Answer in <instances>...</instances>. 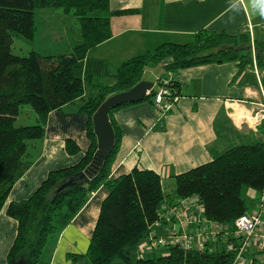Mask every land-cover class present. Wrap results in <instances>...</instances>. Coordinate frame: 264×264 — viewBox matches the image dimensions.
Here are the masks:
<instances>
[{
	"label": "trees",
	"instance_id": "obj_1",
	"mask_svg": "<svg viewBox=\"0 0 264 264\" xmlns=\"http://www.w3.org/2000/svg\"><path fill=\"white\" fill-rule=\"evenodd\" d=\"M46 9L72 16L79 36L59 54L31 51L25 57L13 55V36L31 41L34 13ZM124 13L127 12L111 11L109 0H0V209L30 165L26 161L27 145L42 141L50 112L71 106L85 114L89 141L77 164L50 171L31 197L8 204L6 215L17 222V232L6 264H42L53 239L100 187L107 190V195L100 205L87 252L84 256L71 255L72 260L84 259L88 264H233L223 246L220 251L214 248L210 252L170 247L165 248L166 255L148 260L132 259L129 250L149 236L169 198L195 197L207 220L225 226L247 213L243 189L259 192L264 186V137L232 147L212 161L174 176L170 195L164 192L160 176L152 170L133 168L109 179L122 137L114 112L139 103L152 104L155 90L151 89L141 102L125 103L108 112L114 144L90 176L87 170L97 150L92 116L105 99L130 90L142 81L146 69L164 61L167 62L163 69L168 73L228 62H238L240 69L253 65L264 70V43L251 40L249 33L244 32L231 36L200 31L187 44L161 45L112 71L107 62L88 58L87 54L111 38L110 18ZM104 78L111 83H102ZM166 87L178 95L176 83L168 82ZM24 105L33 111L35 125L15 127L14 121ZM64 150L70 156L79 152L71 139L65 140ZM248 264L263 263L254 259Z\"/></svg>",
	"mask_w": 264,
	"mask_h": 264
},
{
	"label": "crops",
	"instance_id": "obj_2",
	"mask_svg": "<svg viewBox=\"0 0 264 264\" xmlns=\"http://www.w3.org/2000/svg\"><path fill=\"white\" fill-rule=\"evenodd\" d=\"M109 4L111 11L127 13L110 18L111 38L91 49L87 56L107 62L114 70L161 45L187 44L200 31L231 36L244 32L249 33L251 40L264 43V0H109ZM44 15L59 20L67 42L62 45L60 39L62 46L58 49H64L62 52L69 49L79 36L75 27L76 37L69 40L65 21L73 18L48 11ZM36 33L35 26L31 44ZM58 49L54 54H43L34 47L31 51L55 55L62 53ZM166 62L156 67L166 74V81L178 85L179 100L172 111L160 118L149 103L114 112L122 137L109 179L138 168L154 171L163 184L165 178L173 180L174 176L208 163L232 147L264 137V121L257 132L253 124L254 111L264 103V70L253 65L240 69L238 62H228L168 73L163 69ZM86 122L85 114L65 106L48 114L42 141L28 143L26 161L31 163L0 209V264H6L17 232V222L6 215L8 204L31 197L50 171L80 161L89 145ZM67 139L76 143L78 154L70 156L65 152ZM254 194L252 202L257 200L258 192ZM106 195L104 187L91 194L71 223L48 246L42 264H87L84 259L72 260L70 256L86 254ZM169 199L167 205L177 200ZM190 213H196L195 209L191 208Z\"/></svg>",
	"mask_w": 264,
	"mask_h": 264
},
{
	"label": "built area",
	"instance_id": "obj_3",
	"mask_svg": "<svg viewBox=\"0 0 264 264\" xmlns=\"http://www.w3.org/2000/svg\"><path fill=\"white\" fill-rule=\"evenodd\" d=\"M162 64L164 62L160 63V65ZM254 68L256 67L254 66ZM167 84L168 81H160V87L152 97V107L158 118L172 111L179 100V97L166 87ZM254 119V130L257 132L264 121V103L254 111ZM193 201L196 202V206L194 205L196 213L189 218L186 217L187 230L183 227V230L181 229L179 232L174 230V232L165 236H160L153 230L148 236V248L177 247L183 251L210 252L214 250L216 243L220 242L225 252L232 256L233 264H248L254 259L264 264V186L257 194V203L254 209L238 217L231 226L209 221L205 217L201 218L202 206L198 204L196 198L185 199L184 201L182 199L178 200L175 204V206H178L169 210L170 218L176 220L173 226H181L185 223L184 220L183 222L179 221L183 215V207L181 206L191 205ZM167 207L163 210H166ZM166 216L164 215V217ZM162 217L163 213L160 220L164 221L165 218ZM160 220L155 223V227L158 223H161ZM193 226L195 228L191 229Z\"/></svg>",
	"mask_w": 264,
	"mask_h": 264
},
{
	"label": "rangeland",
	"instance_id": "obj_4",
	"mask_svg": "<svg viewBox=\"0 0 264 264\" xmlns=\"http://www.w3.org/2000/svg\"><path fill=\"white\" fill-rule=\"evenodd\" d=\"M45 11H48V13L53 12V13H62L61 10H36L34 15H35V26L37 28V33L35 35L34 41L31 42L27 39H24L21 36H13L12 38V44H11V53L15 56H19V57H25L27 56L30 52L31 49L34 47L35 49H38V51L42 52L43 54H47V53H52L54 54L55 51L57 50L59 47H61L64 43H66V38L63 35V29L61 26H59V20L55 19V18H50L49 16L44 15ZM71 18H73L72 16H69ZM67 24V27L69 28V33L68 35L69 40L71 39V37L73 36L75 39V35H76V28H78L76 21H73V19H69L65 21ZM72 37V41L74 40ZM63 41L62 45H61V40ZM33 45V47H32ZM64 49H58V52H62ZM58 54V53H57ZM160 64H158L159 66ZM161 66V65H160ZM112 71L114 69H111ZM158 80V82L156 81ZM167 77L166 74L163 73L159 68L155 67L153 69H146L143 73L142 76V81H147V82H151L154 83L153 88L156 90L160 87V81H166ZM102 83L104 84H110L111 81L107 78H104L102 81ZM254 115V113H253ZM35 115L33 113V111L31 110V108L27 105H24L22 107H20L19 109V114L16 117L15 121H14V126L15 127H20V126H32L35 125ZM162 188L163 190L166 192V194H171L172 188L174 189V180L172 179H167L165 178L163 181ZM249 193H252V195H249ZM254 191L251 189H243L242 191V198L245 200L249 211L253 210L254 207L256 206L257 201L252 202L253 197H254ZM195 197L192 198H188L189 200L194 199ZM171 199H175L174 197ZM178 200L181 199H177L176 202ZM183 201L185 199H182ZM175 203L168 205V207L166 208V210H163V217L164 215H167L164 221L160 220L161 223H158L157 228H155V224L151 227L150 232H153V230H156V233L160 236H165L167 234H170L172 232H174V230L176 231H180L181 229L183 230V227L185 230L186 229V217H191L192 213H190L191 208H194L195 205V201H193V204L191 205H187L186 207H184L183 205L181 207H183V212H182V216L181 219L179 221L183 222L184 220V224L177 225V226H173L174 224V219H172V217L170 218V213L169 210L173 209L175 207H177L178 205L175 206ZM195 205V206H194ZM162 217V218H163ZM201 218H204L203 216V211L201 214ZM167 220V221H166ZM171 223V225H170ZM164 227L163 229L160 228ZM195 228V226H193V229ZM189 230V229H188ZM177 232V233H178ZM149 241V237H147L144 241H142L140 243V245H138V247H136L133 250H129L130 251V256L132 259L136 260L139 258L148 260V259H153L155 257H161L167 254L166 249L165 248H157V249H150L147 246V242ZM216 246V247H215ZM214 246L215 250L216 248L220 251L221 250V246L220 242H217L216 245ZM88 264V263H87Z\"/></svg>",
	"mask_w": 264,
	"mask_h": 264
},
{
	"label": "water",
	"instance_id": "obj_5",
	"mask_svg": "<svg viewBox=\"0 0 264 264\" xmlns=\"http://www.w3.org/2000/svg\"><path fill=\"white\" fill-rule=\"evenodd\" d=\"M152 86L151 82L140 81L130 90L111 95L105 99L94 112L92 116V130L96 137L97 150L93 162L87 170L90 176L96 173L101 162L108 155L114 144V134L109 122L108 112L125 103L141 102L148 95ZM18 264H21V262Z\"/></svg>",
	"mask_w": 264,
	"mask_h": 264
}]
</instances>
